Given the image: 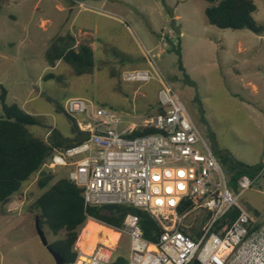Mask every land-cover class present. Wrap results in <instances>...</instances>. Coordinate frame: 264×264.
<instances>
[{"label":"rangeland","instance_id":"374dc122","mask_svg":"<svg viewBox=\"0 0 264 264\" xmlns=\"http://www.w3.org/2000/svg\"><path fill=\"white\" fill-rule=\"evenodd\" d=\"M70 1L73 7L68 8ZM254 1L253 16L264 25V0ZM208 5L206 0H16L1 4L0 94L4 86L8 104L16 103L41 120L42 125L30 126V130L42 138H47L50 127L73 136L68 119L55 111L46 96L67 109L68 101L79 97L90 109L104 106L139 122L156 114L160 85L156 80L127 82L123 74L150 69L152 59L214 153L216 149L228 151L246 164L263 165L252 188L239 197L240 205L251 214L253 228L260 225L256 229L260 231L264 228V32L218 28L208 21ZM10 13L16 17L10 18ZM174 26L181 34L173 31ZM68 32L78 43L93 45L92 72L77 75L64 61L55 66L47 62L50 43ZM67 173L68 168L57 169L53 182ZM37 180L34 176L9 203L0 206V264H59L36 227L32 205L43 193ZM207 214L202 209L194 211L187 223L194 226L203 221L205 225ZM43 230L49 243L63 235L56 236L47 227ZM129 251L124 238L116 256L128 257Z\"/></svg>","mask_w":264,"mask_h":264},{"label":"built area","instance_id":"2783aa9c","mask_svg":"<svg viewBox=\"0 0 264 264\" xmlns=\"http://www.w3.org/2000/svg\"><path fill=\"white\" fill-rule=\"evenodd\" d=\"M148 62L150 69L125 71L123 79L156 80L162 111L137 122L111 108L90 109L86 101L72 98L68 109L84 137L69 148L55 149L43 170L68 168L66 176L83 189L86 205L144 209L163 232L158 242H150L139 217L129 213L124 226L113 229L120 234L116 245L99 241L88 255L75 247L77 257L64 264H264V228L251 231V214L239 203L240 194L252 188L254 179L242 175L241 192L233 189L224 165L182 101L156 63ZM151 127L158 132L136 136ZM188 200L195 204L181 213ZM235 207L240 210L238 217L231 223L221 221ZM200 209L208 212L209 220L194 238L182 228L193 226L187 218ZM124 238L129 241V256H116ZM122 258L124 262L118 263Z\"/></svg>","mask_w":264,"mask_h":264},{"label":"trees","instance_id":"16d2710c","mask_svg":"<svg viewBox=\"0 0 264 264\" xmlns=\"http://www.w3.org/2000/svg\"><path fill=\"white\" fill-rule=\"evenodd\" d=\"M206 1L209 3L206 16L210 24L221 29H249L258 34L264 32V25L259 24L253 16L257 10L254 0ZM45 56L52 66L60 61L70 64L77 75L92 72L95 63L93 48L86 43L77 44L75 35L69 32L57 35L47 48ZM181 67L183 68L182 64ZM7 95V89L2 86L0 94L2 104L0 111V206L9 203L12 197L22 190L25 183L34 176H38L37 184L43 193L34 201L32 209L36 210L42 229L47 227L56 236L63 234L62 237L50 242L49 246L60 254L64 262L77 257L75 244L81 229L90 219L108 227L120 229L124 226L127 214H136L140 219L145 238L150 242H158L163 228L148 211L124 204L86 205L81 187L67 176L53 182L56 178V171L43 170V165L51 159L55 149L69 148L80 143L84 137L78 128L76 118L72 116L69 109L52 97L46 96L47 100L54 104L55 111L68 119L73 136H65L58 128L50 127L47 138H42L35 136L30 130V126L42 125L41 120L16 103L8 104ZM160 111L162 109L158 107L156 113ZM155 132L158 130L151 127L138 132L136 136ZM211 137L214 139L213 134ZM215 154L229 174L235 191H238V179L242 175L255 179L263 169V165H249L235 159L228 151L216 149ZM194 204V200L185 201L180 212H186ZM239 213L240 210L235 207L222 218V221L231 223ZM203 224L202 221L190 229H182L196 238L200 235V225ZM259 228L260 225H257L251 231ZM122 262L124 258L118 261V263Z\"/></svg>","mask_w":264,"mask_h":264},{"label":"bare ground","instance_id":"6f19581e","mask_svg":"<svg viewBox=\"0 0 264 264\" xmlns=\"http://www.w3.org/2000/svg\"><path fill=\"white\" fill-rule=\"evenodd\" d=\"M119 237L120 234L118 232L105 227V225L97 221H88L81 233L79 246L84 254L88 255L99 241L106 245L114 246Z\"/></svg>","mask_w":264,"mask_h":264},{"label":"water","instance_id":"95a60500","mask_svg":"<svg viewBox=\"0 0 264 264\" xmlns=\"http://www.w3.org/2000/svg\"><path fill=\"white\" fill-rule=\"evenodd\" d=\"M173 31L177 34H181V31L178 27L174 26L173 27ZM36 227H37V230H38V233L40 235V238L42 240V242L48 247V249L55 255V257L57 258V261L59 264H64V259L60 256V254H58L57 252H55L53 249H51V247L49 246V242L47 240V237L45 235V232L44 230L40 227V223H39V220L37 219L36 221Z\"/></svg>","mask_w":264,"mask_h":264},{"label":"crops","instance_id":"0c3cea01","mask_svg":"<svg viewBox=\"0 0 264 264\" xmlns=\"http://www.w3.org/2000/svg\"><path fill=\"white\" fill-rule=\"evenodd\" d=\"M14 1H16V0H0V2H1V4H7V5H10L12 2H14ZM21 1V3H23V2H25V0H20ZM71 3H73L72 1H70V3L67 5V7L68 8H71V7H73V4H71ZM0 4V5H1ZM37 4H38V2H37ZM39 5V4H38ZM58 6H59V8L61 9V10H63V9H65L62 5H60V4H58ZM0 9L2 10V7L0 6ZM71 11H73V9H71ZM8 16L10 17V18H15L16 16L14 15V14H12V13H10V14H8ZM77 44H79L78 43V40H77ZM88 45H90L91 47L93 46L91 43L90 44H88ZM93 48V47H92ZM93 51H94V48H93ZM95 53V52H94ZM61 62V61H60ZM60 62H58V63H60ZM74 98H76V97H74ZM77 98H79V97H77ZM65 108L67 109V107L65 106ZM89 221H95V220H92V219H90ZM102 224V223H101ZM102 225H104V224H102ZM105 227H108V226H106L105 225ZM109 229H111V230H113L114 228H111V227H108Z\"/></svg>","mask_w":264,"mask_h":264},{"label":"snow or ice","instance_id":"6c2138e0","mask_svg":"<svg viewBox=\"0 0 264 264\" xmlns=\"http://www.w3.org/2000/svg\"><path fill=\"white\" fill-rule=\"evenodd\" d=\"M181 175H183V173H181ZM181 187H183V186L181 185Z\"/></svg>","mask_w":264,"mask_h":264}]
</instances>
